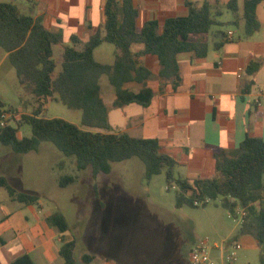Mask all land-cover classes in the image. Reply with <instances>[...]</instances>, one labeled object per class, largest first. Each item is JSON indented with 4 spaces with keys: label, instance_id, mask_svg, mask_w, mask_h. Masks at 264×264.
<instances>
[{
    "label": "trees",
    "instance_id": "obj_1",
    "mask_svg": "<svg viewBox=\"0 0 264 264\" xmlns=\"http://www.w3.org/2000/svg\"><path fill=\"white\" fill-rule=\"evenodd\" d=\"M222 1L204 0L202 5L188 2L187 16L170 17L163 23L150 21L139 27V12L132 0H106L104 31L96 32L86 42L73 36L71 46H65L63 36L49 30L43 18L23 14L13 3H0V47L37 104L32 115L22 116L18 128L0 131V142L17 154L38 151L41 143L50 142L66 157L76 159L78 171L91 168L95 178L110 173L113 163L138 158L145 164L148 179L165 173L168 190L176 187L177 209L197 208L195 202L205 200H219L221 207L234 218H238L239 209H244L246 216L239 232L256 240L261 249L259 262L264 264V140L247 134L234 153H215L214 177L191 180L177 175L178 163L161 152L159 139L112 132L109 108L101 95L100 79L107 76L115 89V108L132 103L149 106L154 93L146 83L152 78L142 61L147 55L158 58L159 80L170 83L172 91L178 90L181 85L178 55L191 52L196 57L207 56L212 28L223 25L219 20L223 15ZM262 2L228 0L225 3L232 14L228 24L239 27L242 21L245 39L252 38L261 28L257 9ZM215 35L220 41L214 48L220 49L228 42V34L218 30ZM103 43L116 48L113 65L95 59V51ZM135 45L142 48L133 51ZM252 69L255 68L251 66ZM130 83L143 87L136 93L127 88ZM51 102L81 111V125L48 117L47 106ZM25 127H30L31 135L20 137L19 131ZM75 182V176H63L59 186L67 187ZM0 186L20 203L34 205L39 201L37 195L17 190L5 177H0ZM48 220L61 233L71 230L61 212L52 214ZM75 250V241L61 247L60 255L66 264H75ZM96 258L84 255L82 260L90 264ZM12 264L34 262L24 255Z\"/></svg>",
    "mask_w": 264,
    "mask_h": 264
},
{
    "label": "crops",
    "instance_id": "obj_2",
    "mask_svg": "<svg viewBox=\"0 0 264 264\" xmlns=\"http://www.w3.org/2000/svg\"><path fill=\"white\" fill-rule=\"evenodd\" d=\"M105 1L28 0L36 6L34 11H29L30 16L43 18L49 30L63 36L65 46L72 45L73 36L86 42L96 32L104 31ZM132 2L139 12L138 25L142 27L150 21L163 23L170 17L187 16L188 2L202 5L204 0ZM257 16L261 28L250 39H245L244 35L236 37L235 31L230 29L226 32H232V37L220 49H215L214 44L220 39L215 35L218 30L212 31L206 57H196L191 52L179 54L181 85L176 91H172L170 83L159 80L158 58L154 55L143 57L144 66L152 73L146 83L154 93L147 107L132 103L115 108V89L109 79L107 86L102 85L103 76L101 95L109 108L112 132L159 139L161 152L177 161V175L191 180L214 177L215 153H234L247 134L264 140V2L259 5ZM239 27L243 29L242 21ZM104 44L96 49L95 59L113 65L116 48L113 45L112 53ZM141 48L135 45L133 51ZM57 49L60 51L61 46ZM98 54L102 60L97 59ZM251 66L255 69L251 70ZM142 87L138 83L127 85L136 93ZM52 214L44 210L40 198L34 205L10 197L6 203H0V264H12L24 255L30 256L34 264H66L60 249L71 241L76 242L75 264H88L82 260L84 255L97 256L90 264H121L116 257L88 251L78 254L77 239L52 225L48 220ZM228 215L231 217L230 213ZM239 231L240 227L235 241H240L243 248L235 264H260L259 258L252 260L254 253L259 257L261 250L256 240ZM220 246L217 252L221 263L225 264L221 255L230 250L229 244L224 242Z\"/></svg>",
    "mask_w": 264,
    "mask_h": 264
},
{
    "label": "rangeland",
    "instance_id": "obj_3",
    "mask_svg": "<svg viewBox=\"0 0 264 264\" xmlns=\"http://www.w3.org/2000/svg\"><path fill=\"white\" fill-rule=\"evenodd\" d=\"M227 1L220 5L223 25L214 26L212 31L231 29L236 37H243L241 27L228 24L232 14L225 6ZM0 3H13L26 15L36 8L28 0ZM104 47L113 53L112 44ZM97 59L102 60L100 54ZM108 84L104 76L102 85ZM0 99L22 115H32L37 108L1 47ZM47 109L50 118L81 125V111L56 102L49 103ZM24 135H31L30 127L21 129L20 137ZM68 175L75 176L76 182L60 187L59 179ZM0 176L16 189L37 195L46 212L64 214L71 228L67 234L78 241V254L88 251L116 257L121 264H192L190 251L200 240L231 244L239 234L240 218L229 217L219 200L206 207L177 209L176 190H168L165 173L148 179L145 164L138 158L113 163L110 173L95 178L91 168L78 171L76 159L66 157L50 142L41 143L38 151L27 154H17L0 142ZM8 199L7 191L0 186V203ZM211 254L222 264L219 252ZM258 258L254 253L252 260Z\"/></svg>",
    "mask_w": 264,
    "mask_h": 264
},
{
    "label": "built area",
    "instance_id": "obj_4",
    "mask_svg": "<svg viewBox=\"0 0 264 264\" xmlns=\"http://www.w3.org/2000/svg\"><path fill=\"white\" fill-rule=\"evenodd\" d=\"M232 32L228 34V38H231ZM22 114L19 109L8 108L0 99V131L6 130L10 127L18 128L19 121L22 118ZM21 130L19 131V135ZM176 189V187H173ZM210 200L196 201L197 206H201L204 203H210ZM246 216V211L244 209H239L238 218H240L241 224ZM234 218V216L231 215ZM237 219V218H235ZM243 248L240 241H233L229 244V251L222 253L221 257L225 264H234L238 260L237 253ZM221 249L219 244H210L208 240H200L190 251V259L192 264H219L217 260L212 256L211 251H217ZM223 249V248H222Z\"/></svg>",
    "mask_w": 264,
    "mask_h": 264
}]
</instances>
